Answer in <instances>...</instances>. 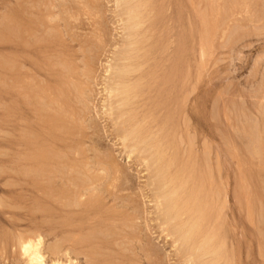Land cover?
<instances>
[{"label": "rangeland", "instance_id": "obj_1", "mask_svg": "<svg viewBox=\"0 0 264 264\" xmlns=\"http://www.w3.org/2000/svg\"><path fill=\"white\" fill-rule=\"evenodd\" d=\"M22 1L0 0V264H27L22 236L44 238L47 264H264V0H138L135 97L118 85L130 49L125 0ZM5 15L16 21L9 28ZM27 18H37L36 29ZM177 203L189 214L182 221L194 216L200 227L189 243L176 226ZM209 225L210 245L220 249L209 250L220 253L208 262L197 259L195 239L205 241Z\"/></svg>", "mask_w": 264, "mask_h": 264}, {"label": "bare ground", "instance_id": "obj_2", "mask_svg": "<svg viewBox=\"0 0 264 264\" xmlns=\"http://www.w3.org/2000/svg\"><path fill=\"white\" fill-rule=\"evenodd\" d=\"M37 1V0H36ZM140 1V0H139ZM138 0H125V2H126V4L128 5V16L130 17H128L129 18V20L131 21V23L133 22V21H137L141 16H143L142 14L139 16L138 14V12H139V8H141V7H139L138 8V5H142L143 3H138L139 2ZM143 1V0H142ZM22 2H25V0H23ZM29 2V1H28ZM31 2H34V1H32L31 0ZM30 2V3H31ZM42 2H44V1H42ZM75 2V1H74ZM141 2V1H140ZM34 3H36V2H34ZM33 3V4H34ZM29 4V3H28ZM27 4V5H28ZM12 5V4H11ZM20 5H22V3L20 4ZM20 5H19V7H20ZM43 5V4H42ZM76 5V4H75ZM16 6V5H15ZM23 6H24V4H23ZM145 5L143 4L142 5V7H144ZM147 6V5H146ZM11 7V6H10ZM27 7V6H26ZM35 7V6H34ZM196 7V6H195ZM29 8V7H28ZM28 8H27V10H28ZM33 8V7H32ZM31 8V9H32ZM62 8V7H61ZM68 8V7H67ZM137 8H138V12H137ZM16 9V8H15ZM19 9V8H18ZM31 9H29V10H31ZM36 9H38V7L36 8ZM35 9V10H36ZM70 9V8H69ZM68 9V10H69ZM145 9V8H144ZM13 10V9H12ZM21 10H22V7H21ZM34 10V9H33ZM73 10V9H72ZM7 11V10H6ZM9 11V10H8ZM18 10L16 9V12H17ZM141 11V10H140ZM30 12V11H29ZM31 12H33V11H31ZM37 12V11H36ZM35 12V13H36ZM145 12V11H144ZM14 13V12H13ZM23 13V12H22ZM21 13V14H22ZM34 13V12H33ZM72 13V12H71ZM134 13H136L135 15H134ZM138 13V14H137ZM141 13V12H140ZM143 13V12H142ZM17 15H20V14H18V12L16 13ZM16 14H14V15H16ZM30 13H28V15H29ZM37 14V13H36ZM144 14V13H143ZM226 14V13H225ZM13 15V14H12ZM27 15V14H26ZM63 15V14H62ZM73 15V14H72ZM136 15H138V16H136ZM5 16H7V15H5ZM34 17V15L32 14L31 15V17ZM50 16V15H49ZM59 16V15H58ZM8 17V16H7ZM6 17V18H7ZM11 16H9L8 17V19H7V22H8V28L12 25L11 23L9 24V22L12 20V19H14V16L13 17H11ZM24 17V16H23ZM22 16H21V18L22 19H24ZM27 17V16H26ZM30 17V16H29ZM28 17V18H29ZM5 18V19H6ZM17 18H19V17H17ZM28 18H27V21H28ZM35 18V17H34ZM39 18V17H38ZM42 18V17H41ZM64 18V17H63ZM15 19H16V17H15ZM20 19V18H19ZM31 19V18H30ZM136 19V20H135ZM143 19V18H142ZM142 19H139L140 21L142 20ZM36 20H37V18H36ZM35 20V21H36ZM129 20H128V22H129ZM14 20H12V22H13ZM34 21V19L33 20H29L27 23H28V26L26 25L27 23H25V25L24 26H27V27H29V28H32V30L33 29H36V27H35V25H36V22ZM42 21V20H41ZM46 21V20H45ZM214 21V20H213ZM5 22V21H4ZM6 22V23H7ZM14 22H16V21H14ZM22 22V21H21ZM21 22H18V23H21ZM24 22H25V19H24ZM141 22H143V21H141ZM144 22H145V20H144ZM47 23V22H46ZM67 23V25H69L68 24V22H66ZM15 23H13V25H14ZM22 24V23H21ZM24 24V23H23ZM30 24H32V25H30ZM20 25V24H19ZM44 25V24H43ZM46 25H48V24H46ZM3 26H4V23H3ZM37 26V25H36ZM40 26V25H39ZM140 22L138 21V22H134V23H132L130 26H129V34H128V39L130 38V42L128 41V43L126 42V45L128 44V46H127V48H130V49H126L127 51H125L124 53H123V63H122V65H121V67L119 68V73H120V76H119V83H118V85L121 87V88H119L120 90H119V92H122V94L123 95H125V96H136V91H135V89H137V87L139 86V83L138 84H136L135 85V83L133 82V80H134V78L133 77H135V76H132V73L133 72H137V74L140 72H138V71H133V69L135 70V68H133V65L135 64H133V60L136 58V60L137 61H139V59H137L138 57L135 55V54H141V51L142 50H139V52L137 51L138 49L136 48V46L137 45H139V43H137V45L135 46V41H134V39H135V36L133 35V33L134 32H132V31H138V29L140 28ZM205 26V25H204ZM17 27V26H16ZM54 27V26H53ZM70 27V26H69ZM6 30H7V27H4ZM12 28V27H11ZM15 28V27H14ZM21 28V27H20ZM42 28H45V27H42ZM138 28V29H137ZM141 28H142V26H141ZM140 28V29H141ZM16 29V28H15ZM22 29V28H21ZM50 29H53V28H51V27H49V30ZM64 29V28H63ZM70 29V28H69ZM137 29V30H136ZM38 30V29H37ZM36 30V31H37ZM47 30V29H46ZM57 30V29H56ZM56 30L54 31V32H56ZM102 30V29H101ZM3 31H4V29H3ZM16 31V30H15ZM31 31V30H30ZM53 31V30H52ZM64 31H66V30H64ZM210 31V30H209ZM12 32V31H11ZM11 32H8V33H10V34H12ZM18 32V31H17ZM20 32H22L21 34L23 35V31H20ZM34 32V31H33ZM33 32H31V33H33ZM41 32V30L39 31V33ZM54 32H52V34L54 33ZM131 32H132V34H131ZM139 32H141L140 30H139ZM6 33V32H5ZM44 32H42V34H43ZM46 33V32H45ZM14 35L16 34L15 32L13 33ZM21 34H18L19 35V37L21 38ZM34 34V33H33ZM58 34V32L56 33V34H53V36H55V35H57ZM66 35H67V33H65ZM135 34V33H134ZM6 35V34H5ZM34 35H37L36 33L34 34ZM33 35V36H34ZM39 35V34H38ZM136 35V34H135ZM138 35V34H137ZM140 35V34H139ZM4 36V35H3ZM11 37H12V35H10ZM24 36V35H23ZM31 36H32V34H31ZM31 36H29V38H30V42H31ZM50 36V35H49ZM144 36V35H143ZM6 37H7V35H6ZM14 37H16V35L14 36ZM37 37V36H36ZM41 37V36H40ZM56 37H58L59 38V36H56ZM62 37H63V35H62ZM68 37V36H67ZM94 37V36H93ZM5 37H3V39H4ZM8 38V37H7ZM45 38V37H44ZM74 38H75V36H74ZM139 38V37H138ZM145 38V37H144ZM190 38V37H189ZM12 39H13V37H12ZM22 40H23V38H21ZM28 39V38H27ZM27 39H24L25 40V42L27 41V43H25V44H29L30 45V43L28 42L29 40H27ZM43 39V38H42ZM49 39V38H48ZM51 39V38H50ZM52 39H53V37H52ZM54 39H55V37H54ZM57 39V38H56ZM206 39V38H205ZM5 40H6V38H5ZM4 40V41H5ZM19 40V39H18ZM35 40H37V39H35ZM34 40V41H35ZM73 40V39H72ZM76 40V39H75ZM86 40V39H85ZM85 40H84V42H85ZM89 40V39H88ZM92 40V39H91ZM136 40V39H135ZM238 40V39H237ZM15 41H17V39H15ZM32 41H33V38H32ZM143 41H144V39H143ZM7 42V41H6ZM14 42V41H13ZM20 42H21V40H20ZM38 42H44V40L42 41H39V36H38V40H37V43ZM55 42H57L56 40H55ZM54 42V43H55ZM59 42V41H58ZM57 42V43H58ZM61 42V41H60ZM78 42V41H77ZM137 42V41H136ZM139 42V41H138ZM238 42V41H237ZM9 43H11V41L9 42ZM15 43V42H14ZM17 43H19L18 41H17ZM22 43V45L24 44L23 43V41L21 42ZM45 43H48V42H46V39H45ZM25 44H24V46L23 47H26L25 46ZM39 44V46L41 45L40 43H38ZM52 44V43H51ZM61 44V43H60ZM60 44H58V45H60ZM65 43H63V45H64ZM84 44V43H83ZM98 44V43H97ZM141 44V43H140ZM1 45V44H0ZM15 46H17L16 45V43L14 44ZM32 45V46H31ZM30 46H31V48L32 47H34L33 45H34V43L33 44H31ZM43 46H44V44H42ZM57 45V44H56ZM66 45V44H65ZM144 45V44H143ZM19 46V45H18ZM28 46V45H27ZM47 46V45H46ZM50 46H52V45H50ZM67 46V45H66ZM66 46H64V48L66 49ZM139 46H142V45H139ZM20 47H22V46H20ZM23 47H22V49H23ZM41 47V46H40ZM135 49H134V48ZM27 48V47H26ZM30 48V47H29ZM29 48H27L28 50H29ZM30 48V49H31ZM37 48V47H36ZM36 48H35V50H36ZM43 48V47H42ZM50 48V47H49ZM54 48H55V46H54ZM63 48V49H64ZM68 48V47H67ZM92 48V47H91ZM26 49V50H27ZM64 49V50H65ZM88 49V48H87ZM146 49V48H145ZM205 49V48H204ZM25 50V49H24ZM37 50H38V48H37ZM39 50H42V49H39ZM38 50V51H39ZM67 50V49H66ZM66 50H65V52H66ZM16 51H18V49L16 50ZM30 51V50H29ZM34 51V50H33ZM32 51V52H33ZM57 51V50H56ZM80 51V50H79ZM82 51V50H81ZM146 51V50H145ZM20 52V51H19ZM18 52V53H19ZM32 52H30V53H32ZM35 52V51H34ZM85 52V51H84ZM144 52V51H143ZM147 52V51H146ZM192 52V51H191ZM211 52V51H210ZM29 54V53H28ZM39 54V53H38ZM46 54V53H45ZM44 54V55H45ZM56 54V53H55ZM58 54V53H57ZM94 54V53H93ZM33 55H34V53H33ZM47 55V54H46ZM60 55V54H59ZM62 55V54H61ZM64 55H66L65 53H64ZM67 55H68V53H67ZM26 56V55H25ZM35 56H37V55H35ZM43 56V55H42ZM63 56V55H62ZM68 56H70V55H68ZM84 56V55H83ZM143 56V55H142ZM7 57H9V56H7ZM11 57V56H10ZM47 57V56H46ZM87 57V56H86ZM48 58V57H47ZM56 58V57H55ZM54 58V59H55ZM65 58H66V56H65ZM141 58V57H140ZM211 58V57H210ZM8 58H6V60H7ZM11 59L12 58H10V62H11ZM51 59V58H50ZM50 59H47V60H50ZM67 59H68V62L70 61V57H67ZM66 59V60H67ZM45 60H46V58H45ZM44 60V61H45ZM45 61L46 62V64H49V62L48 61ZM51 60H53V59H51ZM56 60V59H55ZM59 60V59H58ZM65 60V59H64ZM85 60V59H84ZM140 60H142V59H140ZM63 61V60H62ZM62 61L60 60V62L62 63ZM88 61V60H87ZM5 62V61H4ZM7 62V61H6ZM48 62V63H47ZM64 62V61H63ZM141 62V61H140ZM203 62V61H202ZM205 62V61H204ZM2 63V62H1ZM12 63H13V61H12ZM30 63V62H29ZM44 63V62H43ZM42 63V64H43ZM51 63H54L53 61H51ZM65 63H66V61H65ZM65 63L64 64H62L61 66H62V68L65 70V72H66V70H67V72H66V76H67V74H68V72H71L70 70H69V68L68 67H70L69 65L71 64V63H67V65L68 66H66L65 65ZM87 63V62H86ZM85 63V64H86ZM90 63V62H89ZM137 63V62H136ZM142 63V62H141ZM140 63V64H141ZM16 64V63H15ZM33 64V63H32ZM31 64V65H32ZM37 64V63H36ZM55 64V63H54ZM84 64V63H83ZM133 64V65H132ZM202 64V63H201ZM208 64V63H207ZM1 65V64H0ZM17 65V64H16ZM38 65V64H37ZM37 65H35V66H37ZM44 65V64H43ZM82 65V64H81ZM145 65V64H144ZM144 65L142 64V68H138V70L140 69H143V67H144ZM200 65V64H199ZM7 65H6V63H5V66L4 67H6ZM13 67V65H9V67ZM34 66V65H33ZM39 66H42V65H38V67ZM55 66H57L56 64H55ZM60 66V65H59ZM210 66V65H209ZM3 67V66H2ZM3 67V68H4ZM8 67V68H9ZM17 67H20V66H17ZM37 67V68H38ZM50 67H51V65H50ZM71 67H72V65H71ZM70 67V68H71ZM135 67H136V65H135ZM200 67V66H199ZM214 67V66H213ZM7 68V67H6ZM7 68V69H8ZM21 68V67H20ZM24 68V67H23ZM37 68H36V70L35 71H37ZM45 68H48L49 69V66L48 67H45ZM45 68H44V71H45ZM52 68V67H51ZM67 68V69H66ZM1 69V68H0ZM14 70H15V68H13ZM18 69V68H17ZM39 69V68H38ZM48 69H46L47 70V72L45 71V73L46 74H48L49 72H48ZM53 69H54V66H53ZM145 69V68H144ZM143 69V70H144ZM213 69V68H212ZM5 70V69H4ZM9 70H10V68H9ZM8 70V71H9ZM85 70V69H84ZM87 70H89V69H87ZM16 71V70H15ZM24 71V70H23ZM56 71H57V69H56ZM86 71V70H85ZM6 72H7V70H6ZM12 72H14V71H12ZM39 72V71H38ZM63 72V71H62ZM64 72V73H65ZM8 73V72H7ZM6 73V74H7ZM17 72H15V74H16ZM42 73V72H41ZM61 73V72H60ZM59 73V74H60ZM86 73V72H85ZM134 73V74H135ZM143 73V72H142ZM13 74V73H12ZM20 73H18V74H16L17 76L19 75ZM133 74V75H134ZM10 75V74H9ZM21 75V74H20ZM49 75H52V73H50ZM53 75H55V74H53ZM52 75V76H53ZM62 75V74H61ZM69 75V74H68ZM85 75V74H84ZM140 75V74H139ZM211 75V74H210ZM60 76V75H59ZM64 76V75H63ZM141 76H142V74H141ZM144 76V75H143ZM11 77V76H10ZM10 77H7V78H10ZM32 77V76H31ZM55 77H57V76H55ZM68 77V76H67ZM138 77V76H137ZM16 78H18V77H16ZM21 77H19L17 80H16V82L17 81H19V79H20ZM69 78V77H68ZM22 79V78H21ZM20 79V80H21ZM31 79V78H30ZM53 80H54V78H52ZM56 79V78H55ZM63 79V78H62ZM25 80V79H24ZM66 80H68V79H66ZM65 80V81H66ZM142 80V79H141ZM28 81V80H27ZM55 81V80H54ZM74 81V80H73ZM144 81V80H143ZM15 82V81H14ZM30 82V81H29ZM32 82V81H31ZM67 83H68V81H66ZM72 82V81H71ZM138 82V81H137ZM63 83H65V82H62L61 84H63ZM67 83H66V85H67ZM133 83H134V85L135 86H132L133 85ZM16 84V83H15ZM29 84V83H28ZM41 85V84H40ZM50 85H52V84H50ZM76 85H77V83H76ZM1 86V85H0ZM33 86V85H32ZM43 86V85H42ZM46 86V85H45ZM71 85H69V87H70ZM264 86V85H263ZM18 87V86H17ZM29 87V86H28ZM28 87H27V89H28ZM53 87V86H52ZM64 87V86H63ZM68 86H67V88H69ZM134 87V88H133ZM136 87V88H135ZM10 88V87H9ZM14 88H16V87H14ZM74 88V87H73ZM72 87H71V89H73ZM118 88V87H117ZM36 89H37V87H36ZM41 89V88H40ZM43 89V88H42ZM41 89V90H42ZM66 89V88H65ZM33 90V89H32ZM38 90V89H37ZM44 90V89H43ZM48 90H49V88H48ZM52 90V89H51ZM50 90V91H51ZM63 91H64V89H62ZM74 90V89H73ZM20 91H22V88H21V90ZM27 91V90H26ZM31 91V90H30ZM35 90H33V92H34ZM58 91H60V90H58ZM70 92H71V90H69ZM131 91H135V92H133L134 94H131ZM46 93H47V90L45 91ZM56 92V91H55ZM68 92V91H67ZM18 93V92H17ZM22 93H25V92H22ZM49 93V96H50V92H48ZM52 93V92H51ZM63 93H65V92H63ZM140 93V92H139ZM139 93H138V95H139ZM142 93V92H141ZM10 94H11V92H10ZM19 94V93H18ZM34 94V93H33ZM45 94V93H44ZM57 94V93H56ZM192 94V93H191ZM7 95H8V93H7ZM24 95V94H23ZM27 95V94H26ZM37 95V94H36ZM41 95H43V94H41ZM47 95V94H46ZM65 95H67V97H68V94L67 93H65V94H63V96H65ZM138 95H137V97H138ZM18 96H20V95H18ZM29 96H31V95H29ZM40 96V95H39ZM61 96H62V94H61ZM61 96H60V98H61ZM62 96V97H63ZM21 97V96H20ZM27 96H25V98H26ZM43 97H44V95H43ZM185 97V96H184ZM36 98V97H35ZM35 98H34V100H32L33 101V103L35 102V101H37V99L35 100ZM60 98H59V100H60ZM64 98V100H65V97H63ZM28 99V98H27ZM31 99V98H30ZM29 99V100H30ZM46 99V98H45ZM49 99V98H48ZM53 98H51V100H52ZM131 99V98H130ZM20 100V99H19ZM29 100H28V102H29ZM43 100V99H42ZM50 100V99H49ZM58 100V101H59ZM64 100L62 101V102H64ZM16 101H18V100H16ZM21 101V100H20ZM32 101H30V102H32ZM39 101H40V99H39ZM44 101V100H43ZM57 101V100H56ZM61 101V100H60ZM60 101H59V103H60ZM70 101V100H69ZM25 102V101H24ZM23 101H22V103H24ZM27 102V101H26ZM25 102V103H26ZM41 102V101H40ZM48 102H50V101H47V104H48ZM17 103V102H16ZM21 103V102H20ZM55 103V102H54ZM58 103V102H57ZM57 103H55V104H57ZM27 104V103H26ZM26 104H24V105H26ZM37 104H40V103H37ZM43 104V103H42ZM50 105H52V101H51V103H49ZM61 105H62V103H60ZM22 105V104H21ZM35 105V103L33 104V106ZM44 105V104H43ZM46 105V104H45ZM44 105V106H45ZM61 105H60V107H61ZM214 105V104H213ZM212 105V106H213ZM16 106V105H15ZM19 106V105H18ZM29 107H30V105H28ZM27 106V107H28ZM32 106V107H33ZM36 106V105H35ZM35 106H34V108H35ZM40 105H38L37 107L38 108H40L39 107ZM24 106H22V108H23ZM26 107V108H27ZM65 107H66V105H65ZM65 107H62V108H65ZM70 107V106H69ZM5 108V107H4ZM18 108V107H17ZM43 108V107H42ZM42 108H40V109H42ZM52 108V107H51ZM67 108V107H66ZM14 109V108H13ZM19 110H20V107L18 108ZM30 109H32V108H30ZM46 109V107L44 108V110ZM58 109H59V107H58ZM26 110V109H25ZM33 110V109H32ZM28 111V110H27ZM31 111V110H30ZM29 111V112H30ZM37 111H41V110H38L37 109ZM49 111L51 112V110L49 109ZM53 112H55L54 110H52ZM58 111V110H57ZM61 111V110H60ZM65 111H67L68 112V109L67 110H65ZM72 111V110H71ZM214 111V110H213ZM15 112V109H14V111L12 112V114ZM26 112V111H25ZM24 112V110H23V113H25ZM35 112H36V110H35ZM43 111H41V112H39V115L42 113ZM48 112V111H47ZM46 112V113H47ZM67 112H66V115H67ZM245 112V111H244ZM257 112V111H256ZM16 113H19L18 112V110H17V112ZM22 113V114H23ZM31 113V112H30ZM61 113V112H60ZM70 113V112H69ZM258 113V112H257ZM8 114V116H9V113H7ZM19 114H21V113H19ZM34 114H38V112H36V113H34ZM75 114V113H74ZM73 114V115H74ZM32 115V114H31ZM52 115V114H51ZM51 115H50V117L48 116V120L51 118ZM71 115V114H70ZM185 115V114H184ZM12 116V115H11ZM10 116V117H11ZM23 116V115H22ZM253 116V115H252ZM20 117V116H19ZM55 117H57V116H55ZM54 117V118H55ZM62 117H63V115H62ZM65 117V116H64ZM53 118V119H54ZM66 118V117H65ZM184 118V117H183ZM186 118V117H185ZM216 118V117H215ZM244 118V117H243ZM60 119H61V117H60ZM74 119V118H73ZM36 120H38V118L36 119ZM52 119H50L49 121H51ZM56 120V121H55ZM55 122H59V119L57 120V118H55ZM63 120V119H62ZM65 120V119H64ZM237 120V119H236ZM39 121V120H38ZM47 121V120H46ZM61 121V120H60ZM73 121V120H72ZM184 121V120H183ZM230 121V120H229ZM34 122H36V121H34ZM40 122V121H39ZM48 122V121H47ZM53 122V121H52ZM253 122V121H252ZM32 123V122H31ZM36 123H38V122H36ZM49 123V122H48ZM67 123V122H66ZM218 123V122H217ZM57 124V123H56ZM69 124V123H68ZM45 125V124H44ZM55 125V124H54ZM58 125V124H57ZM59 125H61V124H59ZM63 125V124H62ZM43 126V125H42ZM46 126V125H45ZM52 126V125H51ZM71 126V125H70ZM44 127V126H43ZM49 127H50V125H49ZM257 127V126H256ZM46 128H48V127H46ZM54 128H55V126H54ZM57 128V127H56ZM55 128V130H57ZM61 128V127H60ZM72 128V127H71ZM186 128H187V126H186ZM32 129V128H31ZM188 129V128H187ZM21 130V129H20ZM24 130V129H23ZM34 130H36V129H34ZM33 130V131H34ZM43 130H44V128H43ZM22 131V130H21ZM33 131H32V133H33ZM42 131V130H41ZM44 131H46V130H44ZM36 132H37V130H36ZM52 132H53V130H52ZM58 132V131H57ZM149 132V131H148ZM249 132V131H248ZM25 133V132H24ZM40 133V132H39ZM50 133V132H49ZM62 133V132H61ZM18 134V133H17ZM26 134V133H25ZM55 134H56V132H55ZM146 134V133H145ZM149 134V133H148ZM221 134V133H220ZM248 134V133H247ZM253 134V133H252ZM254 134H256V132L254 133ZM29 135V134H28ZM44 135H46V134H44ZM48 135V134H47ZM51 135H52V133H51ZM51 135H49V136H51ZM188 135V134H187ZM27 136V135H26ZM31 136V135H30ZM56 136V135H55ZM70 136V135H69ZM151 136V135H150ZM52 137V136H51ZM40 138V137H39ZM180 139V138H179ZM190 139V138H189ZM244 139V138H243ZM43 140V139H42ZM181 141V140H180ZM227 141V140H226ZM22 142V141H21ZM32 142V141H31ZM205 143V142H204ZM30 144V143H29ZM164 144V143H163ZM181 144H183V143H181L180 142V145ZM22 145H24V144H22ZM28 145V144H27ZM26 145V146H27ZM188 145V144H187ZM191 145H192V143H191ZM190 145V146H191ZM216 145V144H215ZM43 146V145H42ZM46 146V145H45ZM28 147H31V145L30 146H28ZM27 147V149H29ZM39 147V146H38ZM37 147V148H38ZM164 147V146H163ZM44 148V147H43ZM49 148V147H48ZM166 148V147H165ZM209 148V147H208ZM45 149V148H44ZM36 150V149H35ZM38 150V149H37ZM46 150H47V148H46ZM51 150V149H50ZM158 150H160V151H162L163 150V152H160V151H158L160 154L162 153H165V150L164 149H160V148H158ZM47 151H49V149L47 150ZM53 151V150H52ZM156 151H157V149H156ZM155 151V152H156ZM33 152H34V150H33ZM32 152V153H33ZM42 152V151H41ZM51 152V151H50ZM43 153V152H42ZM42 153L40 154V155H42ZM47 153V152H46ZM58 153V152H57ZM18 154H19V152H18ZM26 154V153H25ZM37 154V153H36ZM54 154V153H53ZM60 154V153H59ZM161 154V157L162 158H164L163 156L164 155H162ZM27 155V154H26ZM29 155V154H28ZM27 155V156H28ZM46 155V154H45ZM57 155V154H56ZM62 154H60L59 156H61ZM166 155V154H165ZM38 156H39V152H38ZM48 156V155H47ZM54 156V155H53ZM58 156V155H57ZM225 156V155H224ZM23 157V156H22ZM21 157V158H22ZM30 157V156H29ZM41 157H43V156H41ZM51 157V156H50ZM160 157V158H161ZM31 158H33L32 156H31ZM44 158V157H43ZM42 158V159H43ZM159 158V159H160ZM160 159V160H157L158 161V163H162L161 162V160L163 161V159ZM23 159V158H22ZM55 159L57 160L58 158H56L55 157ZM235 159V158H234ZM19 160V159H18ZM37 159H35V161H36ZM47 160V159H46ZM46 160H44V161H42V162H45ZM55 160V161H56ZM25 161V160H24ZM48 161V160H47ZM46 161V162H47ZM156 161V162H157ZM200 161V160H199ZM26 162H28V161H26ZM25 162V163H26ZM38 162H39V160L35 163V164H38ZM46 162H45V164H46ZM50 161H48V163H49ZM59 162V161H58ZM40 163V162H39ZM46 164V165H49V164ZM264 163V162H263ZM32 164H33V162H32ZM41 164H44V163H41ZM51 164V163H50ZM52 164H53V162H52ZM51 164V165H52ZM211 164V163H210ZM51 165H49V166H51ZM34 166V165H33ZM49 166L48 167H46V168H49ZM115 166V165H114ZM167 165H163L162 167L164 168V167H166ZM172 166V165H171ZM264 166V165H263ZM32 167V166H31ZM40 167H41V165H40ZM45 166H43V168H44ZM36 168V167H35ZM45 168V169H46ZM162 168V173H161V171H160V175L162 176H165L164 174H165V170ZM229 168H231V167H229ZM112 169V168H111ZM28 170H29V168H28ZM27 170V171H28ZM26 171V172H27ZM38 171H39V169H38ZM46 171V170H45ZM116 171V170H115ZM31 172V171H30ZM29 173V172H28ZM36 173V172H35ZM34 173V174H35ZM40 173V172H39ZM164 173V174H163ZM37 174V173H36ZM36 174H35V176H36ZM45 174V173H44ZM38 175H40V174H38ZM26 176V175H25ZM171 176V175H170ZM244 176V175H243ZM29 177H31V175L29 176ZM32 177H33V175H32ZM31 177V178H32ZM37 177V176H36ZM51 177V176H50ZM211 177V176H210ZM42 178V177H41ZM216 178V177H215ZM242 178V177H241ZM44 179V178H43ZM209 179V178H208ZM47 180V179H46ZM178 180V179H177ZM263 180V179H262ZM163 182V181H162ZM175 182H176V180H175ZM178 182V181H177ZM39 183V182H38ZM206 183V182H205ZM175 184V183H174ZM210 184V183H209ZM35 185V184H34ZM164 185V187L166 188L167 187V184H166V181H165V183L163 184ZM179 185H181V184H179ZM176 187H178L177 185H176ZM262 187V186H261ZM174 188V187H173ZM245 188V187H244ZM46 189V188H45ZM179 190V188H176L175 190H174V193L176 192V190ZM44 190V189H43ZM47 190V189H46ZM177 190V191H178ZM48 191V190H47ZM51 191V190H50ZM49 191V192H50ZM239 191V190H238ZM46 192V191H45ZM211 193H212V191H210ZM240 192V191H239ZM241 192H243V191H241ZM48 193V192H47ZM173 193V194H174ZM45 194V193H44ZM51 194H52V191H51ZM198 194V193H197ZM65 195V194H64ZM199 195V194H198ZM247 195V194H246ZM50 196V195H49ZM74 196V195H73ZM225 197H226V195H224ZM201 197V196H200ZM210 197V196H209ZM216 197H217V195H216ZM239 197V196H238ZM195 198V197H194ZM49 199V198H48ZM68 199H70V198H68ZM197 199V198H196ZM213 199V198H212ZM248 199V198H247ZM246 199V200H247ZM47 200V199H46ZM50 200V199H49ZM78 200V199H77ZM200 200V199H199ZM61 202V201H60ZM168 202V201H167ZM78 203H80V202H78ZM223 203V202H222ZM57 204V203H56ZM66 204V203H65ZM190 204H197V201H194V203L192 202H190ZM179 203H177V207H174L173 208V210H172V212L174 211V213L176 214V215H174V216H176V220H177V222H178V224L176 225L177 227H178V231H180L181 232V238H182V240L185 242V243H189V242H191L192 241V239H191V237L192 236H198L197 234L199 233V229H200V227L199 226H196V224H194V222L193 221H195V223H196V219L195 218H192V217H194V216H190V217H188L187 218V220H185V221H182V219H183V215H185V213H184V210H185V212L186 211H188L190 208H187V207H193V205L192 206H190V205H186L185 206V204H182V207H185L184 209H183V213L184 214H181L180 213V209H181V207L179 208ZM184 205V206H183ZM198 205H199V203H198ZM48 206V205H47ZM65 206V205H64ZM76 206V205H75ZM203 206H204V204H203ZM249 206H250V204H249ZM72 207V206H71ZM187 208V209H186ZM50 209V208H49ZM69 209V208H68ZM76 209V208H75ZM220 209V208H219ZM40 210H42V209H40ZM50 210H52V209H50ZM192 210V208L190 209V211ZM47 211H48V209H47ZM46 212V211H45ZM189 212V211H188ZM216 213H217V211H215ZM53 213V212H52ZM171 213V212H170ZM203 213V212H202ZM45 214V213H44ZM47 214H49V213H46L45 215H47ZM187 214V213H186ZM211 214V213H210ZM51 215V214H50ZM201 215H203V214H201ZM186 216H189V214H187V215H185L184 217H186ZM217 215H215V219L217 218L216 217ZM219 216H220V213H219ZM218 216V217H219ZM253 217V216H252ZM47 220H49V219H47ZM214 220V219H213ZM212 220V221H213ZM41 221V220H40ZM210 221V223H211V220H209ZM44 222V221H43ZM198 222V221H197ZM214 222H215V220H214ZM209 223V224H210ZM215 224V223H214ZM44 225V224H43ZM67 225V224H66ZM60 226V225H59ZM58 226V227H59ZM73 226V225H72ZM210 226V225H209ZM40 227V226H39ZM45 227V226H44ZM70 227V226H69ZM207 227V226H206ZM210 228H211V226L209 227V230H210ZM213 228V227H212ZM28 230V229H27ZM39 230V229H38ZM214 232L212 231V229L210 230V231H208V228L205 230V232L206 231H208L207 233H208V235H212V236H209L208 237V235H207V238L205 237V241H202V243H201V239L203 240V238H201V239H199V238H197V239H195V241L196 240H199V242H200V245L198 244L197 246H196V248H195V253L197 254V259L198 258H204V259H208L209 258V256L211 255V254H213V256H217V255H219V251L218 250H220L219 249V247H216V246H214V243H213V247L214 248H218V250L217 251H215V249H214V251L213 252H211L212 251V246L210 245V243H211V240H212V238L214 239V237H213V234L215 233V226H214ZM217 231V230H216ZM56 232V231H55ZM70 232V231H69ZM205 232H203V233H205ZM210 232V233H209ZM212 232V233H211ZM10 233V232H9ZM67 233V232H66ZM95 233H97V232H95ZM202 233V234H203ZM6 234V233H5ZM36 234V233H35ZM73 234V233H72ZM81 234V233H80ZM79 234V235H80ZM88 234H90V233H88ZM4 235V234H3ZM66 235H69V234H66ZM205 235V234H204ZM204 235H203V237H204ZM2 236V235H1ZM206 236V235H205ZM214 236H215V234H214ZM61 237V236H60ZM70 237V236H69ZM87 237V236H86ZM211 237V238H210ZM73 238V237H72ZM91 238V237H90ZM89 238V239H90ZM3 239V238H2ZM5 239H6V237H5ZM69 239H71V238H69ZM68 239V240H69ZM84 239H86V238H84ZM75 240H76V238H75ZM74 240V241H75ZM5 241V240H4ZM65 241H67V240H65ZM87 241V240H86ZM9 242V241H8ZM79 242H83L82 240L81 241H79ZM91 242V241H90ZM89 242V244H92V243H90ZM18 243H20V254L21 255H23L22 257H24L25 259H26V261H27V264H47L46 263V256H45V253L43 252V244H44V238L42 237V236H38V238H37V236H36V238L35 237H31V236H29V237H20V239H19V242ZM95 243V242H94ZM198 243V242H197ZM196 243V244H197ZM83 244H84V242H83ZM195 244V243H194ZM59 245V244H58ZM57 245V246H58ZM225 245V244H224ZM3 246V245H2ZM57 246H55L54 245V247H55V250L57 249ZM72 246V245H71ZM94 246V245H93ZM92 246V247H93ZM223 246V245H222ZM260 246V245H259ZM98 247H100V246H98ZM119 247V246H118ZM58 248H61V246H59ZM81 248V247H80ZM211 248V249H210ZM221 248V247H220ZM226 249V247H222L221 249ZM77 249V248H76ZM94 249V248H93ZM102 249V248H101ZM120 249V248H119ZM211 251H210V250ZM233 249V248H232ZM83 250V249H82ZM89 250V249H88ZM95 250V249H94ZM81 251V250H80ZM98 251H99V249H98ZM224 251V250H223ZM52 252V251H51ZM82 252V251H81ZM225 252V251H224ZM54 253V252H53ZM92 253V252H91ZM56 254H58V253H56ZM55 253H54V255H56ZM94 254H96V251H95V253ZM94 254H92V255H94ZM196 254L194 255V256H196ZM79 255V254H78ZM111 255V254H110ZM221 255V254H220ZM190 256H192V255H190ZM194 256H192V257H194ZM264 256V255H263ZM21 257V256H20ZM88 257H89V254H88ZM110 257V256H109ZM211 257V256H210ZM94 258H96V256L94 257ZM99 258V257H98ZM108 258V257H107ZM195 258V257H194ZM114 259V258H113ZM211 259V258H210ZM214 259V258H213ZM69 260V259H68ZM66 261V262H63V261H61V260H55L54 262H53V264H75V261H74V259H70L69 261ZM98 260V259H97ZM155 260V259H154ZM114 261V260H113ZM210 260L208 259V262H209ZM226 261V260H225ZM94 262V261H93ZM207 262V260L203 263V264H214V262H215V260H213V261H211V262H209V263H206ZM77 263V262H76ZM89 263V262H88ZM227 263V262H226ZM26 264V263H25ZM52 264V263H51ZM101 264V263H100ZM218 264V263H217ZM220 264V263H219Z\"/></svg>", "mask_w": 264, "mask_h": 264}]
</instances>
